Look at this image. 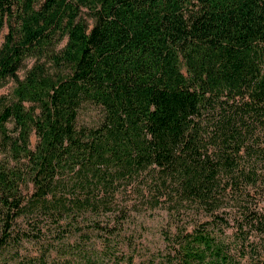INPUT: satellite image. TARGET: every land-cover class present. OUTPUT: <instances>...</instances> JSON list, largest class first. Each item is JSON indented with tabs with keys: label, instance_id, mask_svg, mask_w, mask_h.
Instances as JSON below:
<instances>
[{
	"label": "trees",
	"instance_id": "16d2710c",
	"mask_svg": "<svg viewBox=\"0 0 264 264\" xmlns=\"http://www.w3.org/2000/svg\"><path fill=\"white\" fill-rule=\"evenodd\" d=\"M4 26L0 86L16 85L0 96V251L31 235L14 229L29 211L82 230L69 206L111 211L122 186L170 217H211L179 226L175 264L256 259L264 136L244 145L229 99L264 101V0H0ZM84 102L102 109L97 125L77 124Z\"/></svg>",
	"mask_w": 264,
	"mask_h": 264
},
{
	"label": "rangeland",
	"instance_id": "374dc122",
	"mask_svg": "<svg viewBox=\"0 0 264 264\" xmlns=\"http://www.w3.org/2000/svg\"><path fill=\"white\" fill-rule=\"evenodd\" d=\"M6 31L7 26L0 30V46ZM64 40L59 42L56 48H60ZM34 60L35 57L31 55L23 60L17 72L19 79L24 77ZM15 85V80L8 78L0 86V96H10ZM237 97L229 99L237 106L236 108L233 106L234 112L237 110L234 133L240 136L245 146H256L264 136V101L245 106ZM102 117L100 106L84 102L78 110L76 122L78 125L94 126ZM30 139L33 146L36 140L34 133ZM86 193V189L82 187L79 190L74 187L67 189L70 196L72 194L75 197L84 196ZM74 199L76 198L69 200ZM115 200L116 204L111 211L94 212L85 208L74 211L75 206L70 205L69 209L71 213L77 214L76 219L80 221L78 226L82 227V230L74 226L69 229V223H65L66 218L57 225L42 213L29 211L24 217L17 219L14 229L16 232L25 230L31 235L22 236L18 244L9 245L0 251V264L12 262L18 256H34L42 252L48 254L46 255L48 264L63 263L65 259H72V264H175L173 254L178 247L175 237L179 226L185 224L187 230H190L195 225L193 223L195 219H199V222L201 220L211 222V217L198 213L194 207H189L190 209L180 214L178 218L170 217L164 207H148L145 198H138L134 192L124 190L122 186ZM95 220L98 226L92 225V221ZM35 225L42 226L40 236ZM62 228L66 230L65 233L61 231ZM226 231L230 232L231 228H226ZM254 233L256 235H251L250 241L251 243L259 241L257 244L260 245L261 254L259 253L256 259L252 257L247 261L249 264H264L262 249L264 236L257 235L258 232ZM34 234H38V237ZM245 258H240L242 263Z\"/></svg>",
	"mask_w": 264,
	"mask_h": 264
}]
</instances>
